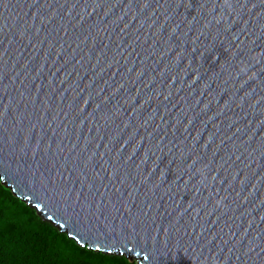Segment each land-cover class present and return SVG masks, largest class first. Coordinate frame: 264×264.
I'll use <instances>...</instances> for the list:
<instances>
[{
  "label": "water",
  "instance_id": "water-1",
  "mask_svg": "<svg viewBox=\"0 0 264 264\" xmlns=\"http://www.w3.org/2000/svg\"><path fill=\"white\" fill-rule=\"evenodd\" d=\"M0 182L81 247L264 264V0H0Z\"/></svg>",
  "mask_w": 264,
  "mask_h": 264
},
{
  "label": "trees",
  "instance_id": "trees-1",
  "mask_svg": "<svg viewBox=\"0 0 264 264\" xmlns=\"http://www.w3.org/2000/svg\"><path fill=\"white\" fill-rule=\"evenodd\" d=\"M0 186L5 190L0 203V264H104L118 256L81 247L1 182Z\"/></svg>",
  "mask_w": 264,
  "mask_h": 264
},
{
  "label": "snow or ice",
  "instance_id": "snow-or-ice-1",
  "mask_svg": "<svg viewBox=\"0 0 264 264\" xmlns=\"http://www.w3.org/2000/svg\"><path fill=\"white\" fill-rule=\"evenodd\" d=\"M4 188L2 186H0V203H2V198L4 195ZM91 264H95V262H91ZM104 264H130V261L128 260L127 257H115L111 260L105 261Z\"/></svg>",
  "mask_w": 264,
  "mask_h": 264
},
{
  "label": "rangeland",
  "instance_id": "rangeland-1",
  "mask_svg": "<svg viewBox=\"0 0 264 264\" xmlns=\"http://www.w3.org/2000/svg\"><path fill=\"white\" fill-rule=\"evenodd\" d=\"M42 218V217H41ZM43 219V218H42ZM44 220V219H43ZM44 221H46V220H44ZM131 261H135V260H131Z\"/></svg>",
  "mask_w": 264,
  "mask_h": 264
}]
</instances>
